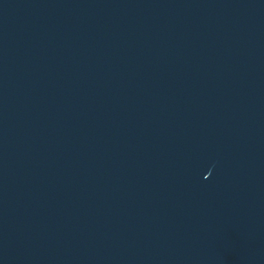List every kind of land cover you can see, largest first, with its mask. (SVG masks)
<instances>
[{
  "label": "water",
  "instance_id": "obj_1",
  "mask_svg": "<svg viewBox=\"0 0 264 264\" xmlns=\"http://www.w3.org/2000/svg\"><path fill=\"white\" fill-rule=\"evenodd\" d=\"M2 264H264V0H0Z\"/></svg>",
  "mask_w": 264,
  "mask_h": 264
}]
</instances>
